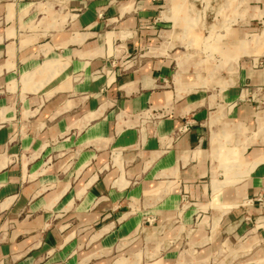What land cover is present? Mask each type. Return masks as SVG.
Listing matches in <instances>:
<instances>
[{"label": "crops", "instance_id": "obj_1", "mask_svg": "<svg viewBox=\"0 0 264 264\" xmlns=\"http://www.w3.org/2000/svg\"><path fill=\"white\" fill-rule=\"evenodd\" d=\"M222 4L0 0V264H264V67Z\"/></svg>", "mask_w": 264, "mask_h": 264}, {"label": "rangeland", "instance_id": "obj_2", "mask_svg": "<svg viewBox=\"0 0 264 264\" xmlns=\"http://www.w3.org/2000/svg\"><path fill=\"white\" fill-rule=\"evenodd\" d=\"M239 2V3H238ZM241 1H234V0H223L222 6H227L226 8H223L221 10V17L220 21L223 22V31L222 36H227L229 34L228 30H231L232 28L239 30V39L243 40L245 38L249 42H251L252 46H255V49L257 51H260V58L256 66L258 68L264 67V54H263V48H264V19L263 18H255V21H252L251 23H248V25L245 24V20L242 17V7L240 4ZM208 4L205 6L207 7ZM254 6L259 8V10H262L264 8L263 1L259 3H255ZM217 65H220L218 63ZM222 66H228L227 63H223ZM223 74L225 72H222ZM264 109V102H260L257 105V110L261 111ZM250 131L255 132L257 130V126L254 127V130L249 129ZM248 131V130H247Z\"/></svg>", "mask_w": 264, "mask_h": 264}, {"label": "built area", "instance_id": "obj_3", "mask_svg": "<svg viewBox=\"0 0 264 264\" xmlns=\"http://www.w3.org/2000/svg\"><path fill=\"white\" fill-rule=\"evenodd\" d=\"M184 130H186V129L184 128Z\"/></svg>", "mask_w": 264, "mask_h": 264}]
</instances>
